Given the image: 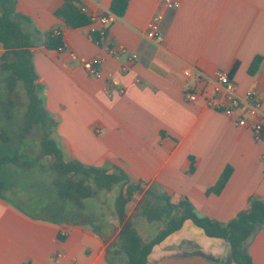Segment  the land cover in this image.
<instances>
[{"label": "crops", "instance_id": "1", "mask_svg": "<svg viewBox=\"0 0 264 264\" xmlns=\"http://www.w3.org/2000/svg\"><path fill=\"white\" fill-rule=\"evenodd\" d=\"M15 1L17 13L26 18L21 27L32 43L39 97L56 122L52 139L65 163L123 172L174 202L187 198L200 216L222 224L247 210L251 198L264 201V134L256 141L251 118L240 127L236 118L207 108L203 100L227 99L225 89L216 92L214 78L228 73L234 93L256 92L264 113V0H175L177 9L166 8L161 0H129L106 40L91 34L89 25L69 28L56 14L64 0ZM112 2L80 0L78 6L90 16L110 11ZM158 13L163 20L150 39L148 25ZM53 30L62 32L63 51L45 48V34ZM4 52L0 43V64ZM258 56L262 64L250 75ZM96 57L102 59L101 77L82 65ZM189 91L200 99L189 101ZM15 96L26 97L24 91ZM21 104L18 110L24 113ZM0 129L13 128L3 120ZM0 145L6 151L10 146ZM20 145L21 163L41 167L0 169V264H108V244L116 236L109 239V225L119 227L117 216L101 212V199L110 192H99L96 205L86 200L78 215L74 202L37 193L46 192L43 178L55 177L49 170L54 157L41 156L40 133ZM228 166L232 171L225 186L212 191ZM141 197L127 205L129 215ZM35 209L40 213L33 215ZM95 226L102 227V235ZM142 228L150 232L140 229L145 239L158 233L154 224ZM247 247L254 264H264V227ZM147 264L234 263L225 240L209 238L186 221L154 247Z\"/></svg>", "mask_w": 264, "mask_h": 264}, {"label": "trees", "instance_id": "2", "mask_svg": "<svg viewBox=\"0 0 264 264\" xmlns=\"http://www.w3.org/2000/svg\"><path fill=\"white\" fill-rule=\"evenodd\" d=\"M79 1L64 0L63 7L56 12L69 28L90 24V17L78 6ZM128 3L129 0H113L110 11L121 17ZM16 6L15 0H0V43L5 49L0 64V93L5 94V98L0 99V110L3 111L0 123L4 120L13 128L11 132L0 129V144L10 145L7 151L4 145H0V169L10 164L19 168L30 167L35 171L40 169L39 163L20 161L24 150L20 142L27 138L33 139L40 133L41 156L54 157L49 170L55 173L51 179H42L46 191L41 192L42 195L50 198L54 195L65 202H74L79 209L78 215H83L86 200L94 199L96 205L99 192H111L118 184H122L113 211L119 227L109 225V239L114 234L116 236L108 244V264H147L154 247L180 231L186 221L192 222L209 238L225 240L229 244L234 264H254L247 243L264 227V201L251 198L247 210L240 212L229 223L222 224L200 216L187 198L174 202L167 193H158L153 188L145 190L141 182L133 181L123 172L108 173L105 169L86 166L78 161L64 162L62 150L52 139L56 122L49 116L39 97L41 86L37 83L38 75L33 64L32 43L29 34L21 27V21L26 18L17 13ZM45 37L47 50H58L63 46V35H56L55 30L47 32ZM262 61L263 57L260 56L253 60L249 68L250 75L257 73ZM18 91H24L25 99L15 96ZM13 94L14 97H11ZM21 103L26 107L24 113L18 110ZM231 171L228 166L212 191L219 193L222 190ZM3 188L4 183L0 180V196ZM139 195L142 197L129 215L127 205ZM34 212L40 213L37 209ZM146 223L158 227V233L151 239H145L140 231V226ZM93 229L101 234L102 227L95 226Z\"/></svg>", "mask_w": 264, "mask_h": 264}, {"label": "built area", "instance_id": "3", "mask_svg": "<svg viewBox=\"0 0 264 264\" xmlns=\"http://www.w3.org/2000/svg\"><path fill=\"white\" fill-rule=\"evenodd\" d=\"M166 8L177 9L179 2L175 0H161ZM85 11L84 9L82 10ZM90 33L98 35L101 40H106L110 26L117 19V15L111 11L104 13H93L90 16ZM163 20V14L158 13L148 25V37L150 39L156 38L158 35L159 24ZM55 34L62 35V32L55 30ZM64 45L58 49L63 51ZM136 57V56H134ZM102 59L99 57L82 60L83 67L88 71L91 76L101 77L99 71ZM186 76L190 72L185 73ZM215 90L219 93L222 89L229 92L226 100L218 99H203L207 108L223 113L230 118H236V124L240 127L248 126L249 118L252 119L251 127L254 132V139L259 141L264 134V113L262 111V101L258 94L254 91H249L245 96L240 97L234 93V85L228 73L220 72L214 78ZM187 99L191 102L198 101L201 97L200 94L189 91L187 92Z\"/></svg>", "mask_w": 264, "mask_h": 264}, {"label": "rangeland", "instance_id": "4", "mask_svg": "<svg viewBox=\"0 0 264 264\" xmlns=\"http://www.w3.org/2000/svg\"><path fill=\"white\" fill-rule=\"evenodd\" d=\"M30 158H32V157H30ZM120 188H122V184H118L117 189L115 191L112 190L110 193H105L104 199H101V200H103L102 202L100 201L101 205L103 206L101 212L103 214H105L106 216H109L110 214L113 215L115 196L118 194ZM37 193L41 194V192H37ZM130 204H131V206H133L134 201H131ZM93 206H94V204H93ZM33 214H37V213L33 212ZM140 229H142V231H144L147 235H149L150 232L148 229L142 228V226H140Z\"/></svg>", "mask_w": 264, "mask_h": 264}]
</instances>
